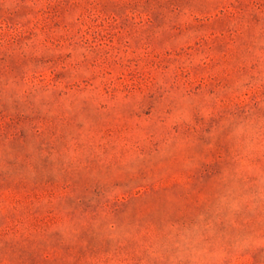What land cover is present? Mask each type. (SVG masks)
Wrapping results in <instances>:
<instances>
[{
    "label": "rangeland",
    "instance_id": "rangeland-1",
    "mask_svg": "<svg viewBox=\"0 0 264 264\" xmlns=\"http://www.w3.org/2000/svg\"><path fill=\"white\" fill-rule=\"evenodd\" d=\"M0 264H264V0H0Z\"/></svg>",
    "mask_w": 264,
    "mask_h": 264
}]
</instances>
